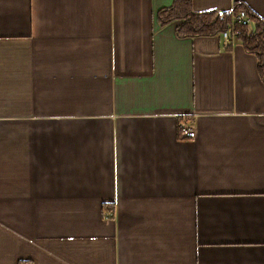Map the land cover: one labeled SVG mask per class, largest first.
Returning <instances> with one entry per match:
<instances>
[{"label": "crops", "instance_id": "crops-1", "mask_svg": "<svg viewBox=\"0 0 264 264\" xmlns=\"http://www.w3.org/2000/svg\"><path fill=\"white\" fill-rule=\"evenodd\" d=\"M172 2L0 0V264H264L257 57Z\"/></svg>", "mask_w": 264, "mask_h": 264}, {"label": "trees", "instance_id": "trees-1", "mask_svg": "<svg viewBox=\"0 0 264 264\" xmlns=\"http://www.w3.org/2000/svg\"><path fill=\"white\" fill-rule=\"evenodd\" d=\"M241 9L245 10L250 20L248 24L233 18ZM156 14L162 24L179 19L178 35L221 36L223 30L232 27L233 31L238 32L235 40L240 41L247 51L256 55L258 72L264 82V19L243 1H235L227 10L215 8L194 10L191 7V0H173L171 5L159 8Z\"/></svg>", "mask_w": 264, "mask_h": 264}, {"label": "built area", "instance_id": "built-area-1", "mask_svg": "<svg viewBox=\"0 0 264 264\" xmlns=\"http://www.w3.org/2000/svg\"><path fill=\"white\" fill-rule=\"evenodd\" d=\"M234 19L240 21L243 24H248L250 22L244 9H241L234 17ZM237 31H233L232 27H228L223 30L221 37L223 39L224 46L232 45L235 41V35ZM196 124L192 119L182 118L178 124L179 137L181 138H194L196 136ZM108 215L112 214V211L107 213ZM29 264V263H25Z\"/></svg>", "mask_w": 264, "mask_h": 264}]
</instances>
